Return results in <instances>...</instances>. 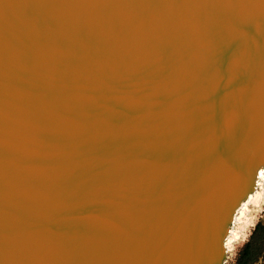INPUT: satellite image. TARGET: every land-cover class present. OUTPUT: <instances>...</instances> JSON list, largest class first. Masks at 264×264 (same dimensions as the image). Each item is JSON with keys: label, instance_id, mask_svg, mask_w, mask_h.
I'll return each mask as SVG.
<instances>
[{"label": "water", "instance_id": "95a60500", "mask_svg": "<svg viewBox=\"0 0 264 264\" xmlns=\"http://www.w3.org/2000/svg\"><path fill=\"white\" fill-rule=\"evenodd\" d=\"M264 173V0H0V264H224Z\"/></svg>", "mask_w": 264, "mask_h": 264}, {"label": "bare ground", "instance_id": "6f19581e", "mask_svg": "<svg viewBox=\"0 0 264 264\" xmlns=\"http://www.w3.org/2000/svg\"><path fill=\"white\" fill-rule=\"evenodd\" d=\"M264 204V175L260 172L256 182V188L243 201L234 215L232 227L226 237L225 245L227 251L234 248V245L246 235L250 226L253 225L255 215L262 212ZM247 236V235H246ZM245 239V238H244ZM239 243V242H238Z\"/></svg>", "mask_w": 264, "mask_h": 264}, {"label": "trees", "instance_id": "16d2710c", "mask_svg": "<svg viewBox=\"0 0 264 264\" xmlns=\"http://www.w3.org/2000/svg\"><path fill=\"white\" fill-rule=\"evenodd\" d=\"M233 264H264V217L256 222L240 246Z\"/></svg>", "mask_w": 264, "mask_h": 264}, {"label": "rangeland", "instance_id": "374dc122", "mask_svg": "<svg viewBox=\"0 0 264 264\" xmlns=\"http://www.w3.org/2000/svg\"><path fill=\"white\" fill-rule=\"evenodd\" d=\"M262 208H263L262 212H260V213H253V214L255 215L254 222H253V225L250 226V227L248 228V230H247V232H246V235H247V236L249 235L250 231L252 230V228L254 227V225L256 224V222H257L259 219H261V218L264 217V204H263ZM246 235L242 238V240L238 241L239 243H238V242L236 243L237 245H234V248H233V249H231V250H229V251L227 252V257H226V261H225L224 264H233V262H234V260H235V257H236V254H237V252H238L240 246L242 245V243H243V242L245 241V239L247 238ZM244 238H245V239H244Z\"/></svg>", "mask_w": 264, "mask_h": 264}, {"label": "snow or ice", "instance_id": "6c2138e0", "mask_svg": "<svg viewBox=\"0 0 264 264\" xmlns=\"http://www.w3.org/2000/svg\"><path fill=\"white\" fill-rule=\"evenodd\" d=\"M262 175H264V173H262Z\"/></svg>", "mask_w": 264, "mask_h": 264}]
</instances>
